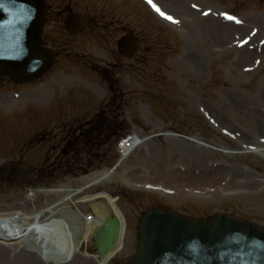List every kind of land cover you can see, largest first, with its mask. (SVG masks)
Listing matches in <instances>:
<instances>
[{
	"label": "rangeland",
	"instance_id": "rangeland-1",
	"mask_svg": "<svg viewBox=\"0 0 264 264\" xmlns=\"http://www.w3.org/2000/svg\"><path fill=\"white\" fill-rule=\"evenodd\" d=\"M46 1L53 6L48 21L54 22L56 29L63 16L59 6L65 7V0ZM155 1L163 5L164 12L182 20V25L186 20L188 24L182 26L161 14L159 18L158 12H153L160 7L152 6L154 0L67 1L74 12L109 21L125 18L131 29L147 32L157 27L163 40H178L163 48V101L152 91L143 101L132 103L134 106H123L118 114L123 115L128 137L142 141L124 161L120 152L124 143L131 144L129 138L121 141L122 135L109 136L94 148L83 140L72 148L71 138L44 143L42 135L46 133L41 129L49 125L56 135L62 125L35 121L40 112L49 116L45 110L59 104L76 105L67 111L68 117L79 114L86 115L85 119L91 113L107 112L102 105L106 88L88 68L98 58L111 60V40L88 35L70 43L55 68L64 69L67 75L52 74L49 78L60 79L51 83L53 88L37 84L31 91L7 81L0 85V165L21 160L34 172L27 184L0 181V210L17 204L18 196L26 201L43 190H79L91 176L112 169L109 179L75 198L100 192L117 198L126 219L128 250L109 264H120L134 255L139 220L153 207L196 219L230 214L264 228V152L248 153L256 148L264 151V0ZM65 39L61 33L52 35L53 43ZM68 68L78 69L81 76ZM52 94L56 95L54 103L48 101ZM86 96L90 101L79 99ZM30 110L38 112L31 114ZM60 110L51 111V115L62 114ZM168 132L197 138L209 147L162 135ZM28 141L31 148L24 149L29 147ZM62 148L66 149L63 158L59 154ZM73 151L77 157L69 155ZM11 200L13 204L4 208ZM92 206L81 203L78 209L93 218ZM82 254L76 264H96L86 255H95L92 244L88 243Z\"/></svg>",
	"mask_w": 264,
	"mask_h": 264
},
{
	"label": "water",
	"instance_id": "water-1",
	"mask_svg": "<svg viewBox=\"0 0 264 264\" xmlns=\"http://www.w3.org/2000/svg\"><path fill=\"white\" fill-rule=\"evenodd\" d=\"M27 1L33 7L22 29L26 42L30 44L31 37H35L43 23L44 5L39 0ZM2 6L0 0V25L5 20L1 16ZM10 7L22 13L20 2L16 1ZM13 23L9 28L15 27L17 32V21ZM1 40L7 43L5 37ZM23 50L26 53L11 56L10 61L0 62V66L21 69L28 63L27 51ZM2 168L24 167L8 165ZM0 180L16 181L9 173H0ZM139 230L137 252L122 264H264V230L229 215H215L206 221H196L156 210L141 218ZM120 233L119 220L109 216L106 224L95 230L94 246L99 259L108 258L116 250Z\"/></svg>",
	"mask_w": 264,
	"mask_h": 264
},
{
	"label": "bare ground",
	"instance_id": "bare-ground-1",
	"mask_svg": "<svg viewBox=\"0 0 264 264\" xmlns=\"http://www.w3.org/2000/svg\"><path fill=\"white\" fill-rule=\"evenodd\" d=\"M212 22L214 26L216 21ZM191 139L200 146L204 145L198 143L197 138ZM141 142L139 138L134 137L131 145L122 149V161L127 159ZM254 152L264 151L256 148L252 151ZM111 175V171L97 173L87 180L86 186L93 187L106 181ZM80 193V189L60 187L37 192L26 201L23 196H18L17 204H13L12 200L8 201L4 208L13 204L8 209L9 214H0V264H76L78 257L83 255L82 249L92 240L95 229L102 228L108 216L116 217L121 223L116 250L104 260L87 256L96 264H109L118 255L126 253L127 225L124 214L118 208L117 198L100 192L94 196L75 199ZM29 196L25 195L27 198ZM81 203L93 205L92 221H88L79 211ZM17 249H20L18 253Z\"/></svg>",
	"mask_w": 264,
	"mask_h": 264
},
{
	"label": "snow or ice",
	"instance_id": "snow-or-ice-1",
	"mask_svg": "<svg viewBox=\"0 0 264 264\" xmlns=\"http://www.w3.org/2000/svg\"><path fill=\"white\" fill-rule=\"evenodd\" d=\"M152 2V0H149V3H151ZM154 6V5H153ZM155 7V6H154ZM157 11H159V9H157ZM161 15H164V13H160ZM167 19H169V20H172V17H166Z\"/></svg>",
	"mask_w": 264,
	"mask_h": 264
}]
</instances>
